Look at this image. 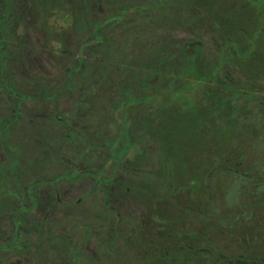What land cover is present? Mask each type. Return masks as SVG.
Returning <instances> with one entry per match:
<instances>
[{
    "label": "trees",
    "instance_id": "16d2710c",
    "mask_svg": "<svg viewBox=\"0 0 264 264\" xmlns=\"http://www.w3.org/2000/svg\"><path fill=\"white\" fill-rule=\"evenodd\" d=\"M12 4L0 0L4 33ZM42 5L30 7L33 16L50 20L63 11L74 29L86 32L76 59L65 66L61 81L25 93L2 81L0 60V83L23 101L44 97L53 117L61 97L71 106L106 111L111 117L104 126L114 138L82 141L81 152L98 154L105 146L104 161L125 174L115 182L89 174L88 194L102 199L99 220L86 221L85 215L71 220L65 240L73 253L59 264H201L205 258L236 264V256L221 252L213 238L236 240V226L249 234L251 201L256 194L264 200V0H44ZM100 9L102 15L90 16ZM106 96L112 99L100 100ZM21 115L14 111L11 118ZM131 149L137 155L126 166L121 159ZM76 172L25 184L29 203L19 196L11 201L8 212L17 228L0 250L16 246L20 215L39 202L34 191L48 186L54 192L56 181ZM84 176L87 172L76 178ZM228 180L236 184L234 194ZM111 187L140 194L148 212L131 218L117 209L108 202ZM215 192L222 195L218 202ZM205 219L208 225L197 228ZM76 225L84 231L81 245ZM211 230L216 236L206 239ZM88 241L93 250L86 253Z\"/></svg>",
    "mask_w": 264,
    "mask_h": 264
},
{
    "label": "rangeland",
    "instance_id": "374dc122",
    "mask_svg": "<svg viewBox=\"0 0 264 264\" xmlns=\"http://www.w3.org/2000/svg\"><path fill=\"white\" fill-rule=\"evenodd\" d=\"M12 2V9L7 17L8 31H0V60L3 61L5 70L4 74H1L2 81L9 85L7 87L22 93L33 90L38 85L48 86L49 82L57 79L61 81L65 66L76 59L77 46L86 32L74 29L71 25L73 19L63 11H56L50 20L33 16L30 7L43 6L44 0ZM102 13L103 10L100 9L90 16L95 18ZM7 89L1 82L0 172L5 175V185L3 188L0 182V244H6V238L12 235L10 231L17 228L8 212L11 201L17 202L19 196L23 204L29 203L28 196L24 193L25 184L38 180L47 181L71 173L74 169L77 172L70 178L56 181L54 192L49 191L48 186H40L41 190L34 191L39 196L38 205L20 215V238L16 246L0 250V264H59L73 253L72 244L65 240V236L72 232L71 220L76 217L83 218L84 215L86 221L99 220L97 207L102 203V199H97L95 193L88 194L93 182L89 174L98 172L99 176L102 175L110 182L118 181L125 175L122 167L112 171V162L104 161L107 152L105 146L99 149L102 151L98 154L91 149L90 152H81L82 141H109L114 138L113 130L104 126L107 117L111 115L106 111L97 110V105L93 106V109L89 104L85 107L71 106L66 98L61 97L58 116L53 117L49 102L44 97L23 101L19 99V95L12 94ZM111 99L110 96L100 98L105 101ZM80 108L83 110H79ZM105 108L108 109L109 105ZM14 111L22 115L16 119L11 118ZM68 133H74V136H69ZM135 155L137 153L131 149L121 161L127 166L126 161L135 159ZM154 160L155 158L151 159ZM86 172L87 176L76 178ZM128 178L132 179V176ZM123 181L126 184L128 180ZM215 181L218 182V187L223 186L222 180ZM232 181L228 180L227 183H230L229 189L234 194L236 184ZM111 188V193L107 194L108 202L114 204L117 209L129 213L131 218L148 212L149 207L141 201L140 194L129 192V189L127 192H121L115 187ZM7 189H10L13 195L7 194ZM221 196L219 192H215L217 202ZM254 197L249 216L246 217L254 221L251 222L250 233H244L243 236L240 234L243 227L236 226V240L228 236L229 241L220 243V236H217L218 239L213 238L221 252L236 256V264H264L257 260L264 259V200H260L258 194ZM237 202L240 206L241 201L237 199ZM205 220L197 228L208 225V220ZM76 226V239L81 245L82 237L79 232L84 231L79 230V225ZM213 235L215 232L211 230L206 239H211ZM84 246L86 253L93 250L92 241H88ZM249 255L256 261L248 260ZM89 258L96 261L97 257ZM201 264L224 263L217 258H205Z\"/></svg>",
    "mask_w": 264,
    "mask_h": 264
}]
</instances>
